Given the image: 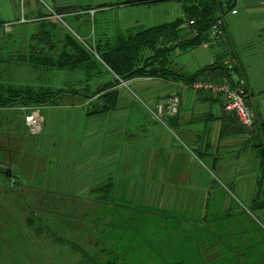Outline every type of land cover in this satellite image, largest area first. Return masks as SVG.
<instances>
[{
  "label": "crops",
  "instance_id": "crops-1",
  "mask_svg": "<svg viewBox=\"0 0 264 264\" xmlns=\"http://www.w3.org/2000/svg\"><path fill=\"white\" fill-rule=\"evenodd\" d=\"M25 1L33 11L39 2ZM217 1L226 10L227 7L235 6L236 2ZM71 5L74 3L71 2ZM184 6H181L183 12ZM225 21L226 39L207 49L201 46L193 49H182V46L176 48V42L172 43L175 49L169 54L170 64L178 74L185 77L203 71L198 79L223 83L226 81L225 73L218 67L227 58H233L236 69L229 72L230 77L233 82L245 79L247 103L258 110L257 105L264 106V94H261L264 92V4L245 2L240 5L238 15L226 16ZM16 53V56H25L33 68L32 72L36 67H45L34 59L35 55L29 47L23 50L16 48ZM82 73L86 78L90 76L84 71ZM127 81H134L142 85L140 88L143 89L146 84V88L152 86L161 102L134 105L131 95L129 100L125 99L129 95L125 85L114 87L118 91V103L115 108L103 113H94L101 96L93 94L100 85L89 87L88 84L86 88H78L77 94L66 92L54 98L49 109L53 114L54 110L60 109L63 117L60 125L62 131L52 130V133L49 131L50 123H44L45 142L39 144L36 153H42L48 162L46 166H40L42 172L37 178L39 159H33L35 176L27 178L30 183H42L53 190L83 197L90 191V186L103 185L110 180L113 181L111 195L114 201L124 207L177 210L181 212V217L198 222L205 216L207 191L212 181L209 176L203 180L202 172H217L221 182H231L239 187L258 184L260 150L264 148V112H258L259 130L256 128L251 136L234 116L225 112L220 94L195 92L192 85L183 80L137 77ZM172 94L180 98L179 113L175 116H159L158 106L165 105ZM148 96L153 100L152 95ZM69 99L73 102L86 100L92 102L90 106L93 107L89 110L81 104H69L66 101ZM183 144L193 154L197 152L200 161L195 162ZM251 166L255 171L253 175L249 174ZM197 174L200 180L196 181L192 176ZM65 183L68 186H64ZM75 183H84L89 188L81 192L75 189ZM201 189L205 192H200ZM223 203L226 208L232 207L227 196ZM70 240L73 244L86 246L94 242L91 237ZM30 242L16 245L21 248L30 243L32 250L34 247L56 250L44 252L45 256L41 258L28 257L18 261L8 256L6 264H95L96 258L101 264L107 261L104 256L97 257L93 248H87L89 252L85 254L79 253L68 241L42 238ZM13 246L14 243L7 244L8 249ZM150 250L154 252L155 249ZM140 251L139 246L128 247L118 264H140L139 259L144 253ZM31 255L35 256L33 251ZM149 264L160 263L157 261Z\"/></svg>",
  "mask_w": 264,
  "mask_h": 264
},
{
  "label": "trees",
  "instance_id": "trees-1",
  "mask_svg": "<svg viewBox=\"0 0 264 264\" xmlns=\"http://www.w3.org/2000/svg\"><path fill=\"white\" fill-rule=\"evenodd\" d=\"M163 1L170 0H131L125 5ZM234 7L226 10L217 0L192 2L184 6V16L173 22L144 28L126 37L121 34L119 42L107 43L101 58L121 80L160 77L192 85L200 80L197 77L203 71L186 77L178 74L169 60V54L175 49L172 43L176 42V48L182 46V49L200 47L210 39L209 30L215 18ZM192 20L196 24L190 27ZM194 28L199 34L192 38ZM41 32L35 37L39 43L46 42L44 30ZM54 46H50L51 50ZM32 51L34 59L49 69L84 71L88 75L94 69L80 43L70 37L64 38V46L57 56H42L40 48ZM18 58L22 60L25 56L22 54ZM232 61L236 69L235 60ZM218 68L223 70L226 80L232 81L225 64ZM115 86L108 81L94 91L93 96H101L94 113L108 112L116 107L119 95ZM66 92L71 93L45 91L42 87L0 86V246L45 238L68 241L81 254L93 248L97 257L106 258L105 264H118L127 248L134 246L144 252L140 264L157 261L160 264H264V233L245 209L233 205L225 207L223 199L227 195L218 184L217 188L212 184L208 189L205 216L198 222L181 217L177 210L124 207L114 201L113 184L110 183L92 188L83 197L53 190L42 183H30L28 175L20 170L27 160L20 164L19 158L25 157L14 137L8 139L6 136L16 120L9 113L14 114L24 105L38 106L48 100L53 103L57 95ZM260 163L257 198L247 208L250 212L264 208V148L260 150ZM85 237L93 238V244H73L70 240ZM152 248L155 253L150 250ZM11 250L6 253L7 258ZM123 261L128 263L127 259ZM100 262L96 258L95 264Z\"/></svg>",
  "mask_w": 264,
  "mask_h": 264
},
{
  "label": "rangeland",
  "instance_id": "rangeland-1",
  "mask_svg": "<svg viewBox=\"0 0 264 264\" xmlns=\"http://www.w3.org/2000/svg\"><path fill=\"white\" fill-rule=\"evenodd\" d=\"M128 1L131 0H39L33 11L25 0H0V86H4L5 88L9 86L42 87L45 91L52 90L54 92L59 89H64L69 90L71 93H76L78 88H86L88 84L89 87L104 86L108 83V80L112 78L110 81L117 87L127 86L126 90L129 92V95L126 96L125 99L129 100L131 95V99H134V105L141 103L152 105L155 102H161L159 101L158 94H156L157 91H154L152 86L151 88H146L147 84L145 85L144 83L145 86L143 87H145V89H143L140 88L142 85L140 86L134 81L129 83L127 80H121L116 77L113 70L103 62L101 57L104 53L102 52H104L103 50L106 48L107 43L119 42L118 37L121 34L126 37L129 34H135V32L149 26L170 23L176 18L184 16L181 6L190 5L192 2H197L199 0H170L156 4L134 6L125 5ZM71 2L74 3V5H71ZM35 17L40 18L34 20ZM43 30L45 33L43 34V40L46 42L42 41L39 43L37 40L35 41V37L38 35L37 32L40 33L41 31L43 32ZM66 37H70L77 43L79 42L86 54L90 57V62L93 64L91 66L94 69L92 71L93 73L91 72V75L88 76L89 78L87 77L88 79L84 76L82 71L78 72L70 69H47L41 66L36 67V70L32 72L33 68L30 64L25 59L21 60L18 58L19 56H16V48L17 50H23L24 47H29L34 50L41 47L40 53L42 56H57L64 46V38ZM54 44L55 49L51 50L50 46ZM172 68L174 67L172 66ZM90 78L91 81L89 80ZM93 82H95V84ZM148 95H152L153 100H151V96ZM247 99L248 96L246 97V103ZM66 101L69 102V104H81L85 109L89 110L93 107L92 105L90 106L92 102H86V100L73 102L72 99H69V101ZM49 102L50 100L43 104H38V106H17L18 111L13 112L14 114L9 113V116L13 115L16 120L13 123L14 128L9 133L7 132L6 136H8V139L10 136H13L19 145L20 152H22L23 157H25L19 158L20 164L24 162V160H27L24 162V165L20 167V170L25 176L28 175V178L35 176V170L32 168L34 167L33 159H39H37L39 162L36 166L37 170L40 169V166H46L48 162L47 157L45 159L42 153H36L39 144L45 142L43 137L45 134L43 133L45 127L44 123H50L49 126H51V129L49 131L52 133L53 131H62V126L60 125L61 122H63V117L59 111L60 109L54 110L55 113L53 114L49 109L52 103L50 102L49 104ZM247 105L250 106L248 103ZM250 108L253 110L257 120V125L253 132L248 133L252 136L256 128L259 130L260 122L258 120V112H264V106L257 105L256 108H258V110L255 109L254 106H250ZM30 111L42 117L40 124L41 129L38 133H34L32 128L26 124L27 115L29 116L32 114L29 113ZM23 120H25V122H23ZM183 147L192 155L195 162L200 161L197 152L194 151L195 155L189 150L187 145L183 144ZM250 156L252 158V154ZM25 163H27V165H25ZM41 172L42 169L38 170L37 178ZM254 172L251 166L249 174L253 175ZM202 173L203 180H206L205 178L207 176L212 178L210 187H212V184L213 187L216 188L217 184L220 185L221 190H223L225 195L229 198L231 202L230 205L245 209L251 220H253L264 233V208L256 209V211L253 210L251 212L247 209L251 207L250 205H252L257 198L256 190L258 184L255 186L246 185L239 187L233 185L231 182H221L217 172L211 171ZM198 177L199 174L194 177L192 176L196 181L200 180ZM107 182L110 183V185L113 184V181L108 180ZM75 184L77 187L75 189L81 192H83V189L87 190L89 188V186L84 183ZM63 185L68 186L66 183ZM92 186H90L88 190L102 185L100 184L99 186L97 184L95 187ZM199 191L202 193L205 192L204 189ZM187 192L190 193L191 191ZM24 239L26 240L25 236ZM30 243L21 246L22 249L18 248L16 245L9 249L7 245L3 246L0 250L1 264L7 263L5 260H8V258L5 255L11 249L10 255L13 259L16 258L15 261L27 259L28 257L41 258L45 256L44 252L56 250L44 247H34L32 250ZM32 251L35 256L31 255Z\"/></svg>",
  "mask_w": 264,
  "mask_h": 264
},
{
  "label": "built area",
  "instance_id": "built-area-1",
  "mask_svg": "<svg viewBox=\"0 0 264 264\" xmlns=\"http://www.w3.org/2000/svg\"><path fill=\"white\" fill-rule=\"evenodd\" d=\"M255 2L257 4L263 5L264 0H236L235 7L230 9L227 14L217 16L214 23L210 27L209 35L210 39L203 43L201 47L207 49L212 44L221 43L226 39V16L235 17L240 13V5L245 2ZM196 24L194 20L189 21V26L192 27ZM199 32L196 28L193 29L191 34L192 38L198 36ZM229 72L235 70L234 63L231 58H227L224 62ZM246 81L244 79H239L237 82L231 80L223 81V83L214 82L212 80L204 81L197 80L192 84V89L195 92H212L220 94L223 98V106L225 112L234 116V118L245 128L248 133H252L257 125V120L255 118L253 110L246 103V97L248 92L245 90ZM180 98L177 94H172L167 100L165 105L158 106V115L163 116L170 115L175 116L179 113ZM31 115H27L26 124L32 128L34 133H38L41 129L42 117L37 115L35 112ZM41 118V119H40Z\"/></svg>",
  "mask_w": 264,
  "mask_h": 264
}]
</instances>
